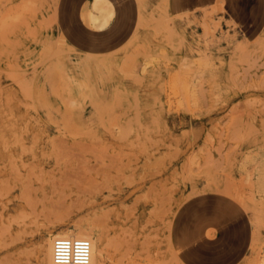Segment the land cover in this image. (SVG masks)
Masks as SVG:
<instances>
[{
	"label": "rangeland",
	"instance_id": "1",
	"mask_svg": "<svg viewBox=\"0 0 264 264\" xmlns=\"http://www.w3.org/2000/svg\"><path fill=\"white\" fill-rule=\"evenodd\" d=\"M111 1L0 0V264H264V0Z\"/></svg>",
	"mask_w": 264,
	"mask_h": 264
},
{
	"label": "bare ground",
	"instance_id": "2",
	"mask_svg": "<svg viewBox=\"0 0 264 264\" xmlns=\"http://www.w3.org/2000/svg\"><path fill=\"white\" fill-rule=\"evenodd\" d=\"M22 13V12H21ZM176 92V91H175ZM257 180L260 183L258 191L264 192V172L257 173ZM80 221V220H79ZM83 221V220H82ZM90 223V222H88ZM85 222L66 224L64 230L56 231L48 241L46 259L48 264H55L52 258V242L56 236L84 237L91 242V256L88 264H99V256L105 253V245L101 237L94 235L92 226ZM105 247V248H104Z\"/></svg>",
	"mask_w": 264,
	"mask_h": 264
},
{
	"label": "built area",
	"instance_id": "3",
	"mask_svg": "<svg viewBox=\"0 0 264 264\" xmlns=\"http://www.w3.org/2000/svg\"><path fill=\"white\" fill-rule=\"evenodd\" d=\"M91 242L84 237L56 236L52 242V258L55 264H88Z\"/></svg>",
	"mask_w": 264,
	"mask_h": 264
},
{
	"label": "crops",
	"instance_id": "4",
	"mask_svg": "<svg viewBox=\"0 0 264 264\" xmlns=\"http://www.w3.org/2000/svg\"><path fill=\"white\" fill-rule=\"evenodd\" d=\"M114 13L111 0H90V4L85 5L82 10V19L91 27L83 26L82 23H74L71 29L72 38L78 39L82 36H91L97 31L107 27Z\"/></svg>",
	"mask_w": 264,
	"mask_h": 264
}]
</instances>
